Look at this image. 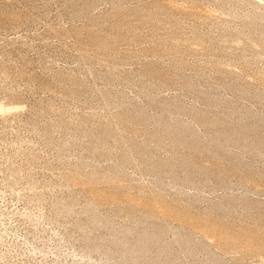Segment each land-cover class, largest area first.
<instances>
[{
  "label": "rangeland",
  "instance_id": "1",
  "mask_svg": "<svg viewBox=\"0 0 264 264\" xmlns=\"http://www.w3.org/2000/svg\"><path fill=\"white\" fill-rule=\"evenodd\" d=\"M132 263L264 264V0H0V264Z\"/></svg>",
  "mask_w": 264,
  "mask_h": 264
},
{
  "label": "bare ground",
  "instance_id": "2",
  "mask_svg": "<svg viewBox=\"0 0 264 264\" xmlns=\"http://www.w3.org/2000/svg\"><path fill=\"white\" fill-rule=\"evenodd\" d=\"M155 236L157 237V235H155ZM150 237H151V236H150ZM153 237H154V236H153ZM141 238H142V237H141ZM141 238H140V240H141ZM158 238H159V236L157 237V239H158ZM155 239H156V238H155ZM146 241H148V240L146 239ZM148 242H149V241H148ZM144 244H145V243H144ZM135 260H136V259H134L133 261L135 262ZM133 261H132V262H133ZM130 262H131V261H130ZM127 263H128V262H127ZM137 263H139V262H137ZM132 264H133V263H132ZM159 264H160V263H159Z\"/></svg>",
  "mask_w": 264,
  "mask_h": 264
}]
</instances>
